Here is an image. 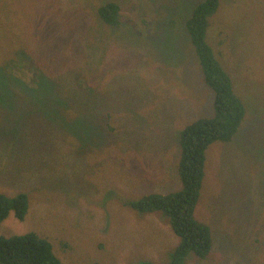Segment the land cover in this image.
Returning <instances> with one entry per match:
<instances>
[{
	"label": "rangeland",
	"instance_id": "obj_1",
	"mask_svg": "<svg viewBox=\"0 0 264 264\" xmlns=\"http://www.w3.org/2000/svg\"><path fill=\"white\" fill-rule=\"evenodd\" d=\"M6 1L0 190L26 191L29 210L22 220L11 213L0 234L49 237L62 264L169 263L179 237L159 211L130 202L181 186L177 133L210 95L182 25L201 0H118L120 26L101 18L104 0ZM219 4L207 40L246 114L231 141L208 150L196 211L212 226V250L187 264H264V0ZM45 91L62 97L61 111ZM32 100L44 115L78 118L70 126L26 113Z\"/></svg>",
	"mask_w": 264,
	"mask_h": 264
},
{
	"label": "trees",
	"instance_id": "obj_2",
	"mask_svg": "<svg viewBox=\"0 0 264 264\" xmlns=\"http://www.w3.org/2000/svg\"><path fill=\"white\" fill-rule=\"evenodd\" d=\"M219 1H199L193 6L190 16L184 18V24L181 22L185 31L189 33L187 39L195 48L196 57L203 70L204 82L210 89L209 98L201 111L204 115L197 116L191 121L186 120L177 133L179 161L175 167L181 186L179 189L167 193H146L130 202L140 214L159 211L158 213L167 219L170 227L179 237L180 241L172 253L171 261L167 264H187L191 256L205 258L211 253L212 226L201 220L196 211L199 199L207 197L204 185L207 177L205 166L209 161L208 150L216 142L231 141L246 114L243 99L234 88L230 75L216 57L207 40L208 19L213 11L219 8ZM6 7L7 1L0 0V9L5 10ZM98 8L100 16L105 22L115 26L128 24L120 19L122 6L118 0H104ZM0 82L3 80L1 79ZM21 84L20 81H16L15 84L19 94ZM8 87L9 81L0 89V110L3 109L2 98L7 97ZM49 92L53 96H50ZM31 94L34 99L35 94L33 92ZM73 95L76 98L74 92ZM39 96L51 98L52 108L61 111L57 108L56 101H61L62 97H58L56 91H45ZM34 102L33 100L29 102L26 113L38 112L37 114H41L42 118L62 121L70 126H73V118H78V116L71 119H69L70 117L58 118L55 113L44 115L34 105ZM183 109L182 107V111ZM176 111L179 110H173L166 119L170 121L178 116ZM16 112L21 113V111ZM154 114H157L156 109L152 110L150 118ZM164 120H162V124ZM28 210L29 195L26 191L8 194L0 190V229L4 220L11 213L22 220ZM55 246L49 237L42 236L35 231L10 236L0 234V264H62L55 252ZM137 264L154 263L140 261Z\"/></svg>",
	"mask_w": 264,
	"mask_h": 264
}]
</instances>
